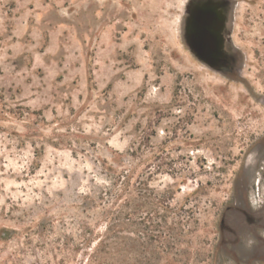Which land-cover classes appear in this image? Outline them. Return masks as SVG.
<instances>
[{
	"label": "rangeland",
	"instance_id": "obj_1",
	"mask_svg": "<svg viewBox=\"0 0 264 264\" xmlns=\"http://www.w3.org/2000/svg\"><path fill=\"white\" fill-rule=\"evenodd\" d=\"M0 264H264V0H0Z\"/></svg>",
	"mask_w": 264,
	"mask_h": 264
}]
</instances>
